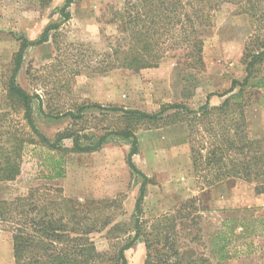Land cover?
<instances>
[{
  "label": "rangeland",
  "instance_id": "374dc122",
  "mask_svg": "<svg viewBox=\"0 0 264 264\" xmlns=\"http://www.w3.org/2000/svg\"><path fill=\"white\" fill-rule=\"evenodd\" d=\"M65 1L53 0L47 9L42 10L37 0H0L2 132L7 130L19 138H22L23 131L29 135L21 109L8 98L7 84L13 70V58L19 51L21 38L38 41L48 25L63 22L61 9ZM124 2L75 0L69 8L71 19L61 24L58 31L50 33L49 42L26 51L17 83L30 94L41 95L48 104L49 109L43 115L39 112L37 99L34 100L33 116L38 130L50 140L70 129L81 135L82 143L93 144L97 141L95 136L106 134L118 123L120 113L101 109L86 110L85 119L79 122L66 115L59 116L66 110L76 113L84 104L150 114L160 112L165 105L182 104L198 110L207 103L210 95L211 107L221 105L224 98L218 94L227 91L234 80L245 78L243 50L252 35V27L248 17L236 15L231 6L217 11L212 27L203 33L202 71L188 69L177 54H169L157 68L139 72L114 69L98 74L96 70L101 68V56L109 52V43L118 36L115 15L122 10ZM258 70L264 76V63ZM246 103L248 136L260 142L264 149V89L250 90ZM15 130H19L18 133ZM136 134L139 152L133 162L152 182L146 186L142 220L153 222L161 216H173L185 202L199 197L201 208L209 209L201 214V240L192 241L196 229L192 217L185 218L183 250L198 259H205L206 262L201 261V264H264V195L255 194V184L237 181L201 193L192 168L186 123L140 130ZM61 147L72 149V140H65ZM130 149V140L112 135L95 153L60 152L65 156L66 176L52 180L48 177L51 173L47 163L51 162L50 155L58 158L59 154L54 155L55 152L51 153L37 143L27 145L20 176L14 182L0 183V201L25 196L33 188H40L43 192L62 189L65 197L81 202L117 200L118 203L107 208L105 213L131 230L137 217L135 205L143 178L131 174L127 167L126 157ZM226 219L238 220L237 234L242 230L239 220L242 224L252 223L254 232L230 245V249L235 247L239 251L241 248V255L219 262L214 257L215 248L211 241L223 228ZM120 231L114 232V236H120ZM108 233L109 229H105L92 235L99 252H110L122 243L121 239H114ZM243 242L252 245L247 247ZM11 249L12 234L0 223V264H9ZM125 255L128 264H144V243L138 241Z\"/></svg>",
  "mask_w": 264,
  "mask_h": 264
},
{
  "label": "trees",
  "instance_id": "16d2710c",
  "mask_svg": "<svg viewBox=\"0 0 264 264\" xmlns=\"http://www.w3.org/2000/svg\"><path fill=\"white\" fill-rule=\"evenodd\" d=\"M37 2L45 10L53 0ZM74 2L65 1L61 9L63 22L48 25L40 40L32 42L26 38L20 39L7 92L13 105L21 109L29 135L23 131L22 138H19L7 130L2 132L0 125V183L14 182L20 176L27 145L37 143L41 148L55 152L54 155L58 153V158L50 155L51 162L47 166L51 175L48 177L52 180L63 179L66 176L65 156L60 152L95 153L114 135L131 141L126 164L131 174L143 178L135 205L137 217L130 230L125 224L116 223L110 216L108 218L105 213L107 208L118 203L117 200L81 202L65 197L62 189L43 192L40 188H33L25 196L12 201H0V223L12 234L15 264H128L125 252L140 240L146 249L144 264L206 262L183 250L182 242V234L186 231L182 225L185 226L184 219L189 217H192V225L196 229L192 241L201 240V214L209 210L201 208V198L188 200L173 216H161L153 222L142 220L146 186L152 182L133 162V157L139 152L136 133L186 123L192 168L201 193L221 184L232 185L237 181H245L255 184L256 195H264V149L260 142L248 136L246 117L248 92L264 89V76L258 70L264 63V0H125L122 10L115 15L118 36L109 43V52L101 56V68H95L98 74H106L114 69L139 72L157 68L169 54H177L188 69L202 71L205 46L203 33L212 27L217 11L231 6L236 15L248 17L252 27V35L243 50L246 76L242 81L234 80L227 91L218 94L224 101L215 107L210 106V95L207 103L198 110H191L182 104L165 105L160 112L150 114L84 104L76 113L66 110L65 114L59 115L69 116L79 122L85 119L84 113L88 109L120 113L118 123L106 134L95 136L97 141L93 144L82 143L81 135L70 129L57 135L55 140L42 134L34 121V100L37 99L39 112L43 115H46L49 106L41 95L30 94L17 83L26 51L49 42L50 33L58 31L61 24L71 19L69 8ZM18 131L15 130L16 133ZM69 139L73 143L72 149L62 148L61 143ZM241 221L239 226L242 230L237 234L238 220L226 219L223 228L211 241L215 248L214 257L219 262L241 255V248L239 251L235 247L230 249V245L234 240L253 234L254 225L249 221L242 224ZM105 229H109L108 234L113 235L114 239H121L122 243L110 252H99L92 235ZM119 229L122 234L114 236V232ZM242 244L247 247L252 245L247 242Z\"/></svg>",
  "mask_w": 264,
  "mask_h": 264
},
{
  "label": "crops",
  "instance_id": "0c3cea01",
  "mask_svg": "<svg viewBox=\"0 0 264 264\" xmlns=\"http://www.w3.org/2000/svg\"><path fill=\"white\" fill-rule=\"evenodd\" d=\"M9 252H10V256H11V261L9 262V264H15V260L13 257V243H12V249Z\"/></svg>",
  "mask_w": 264,
  "mask_h": 264
}]
</instances>
